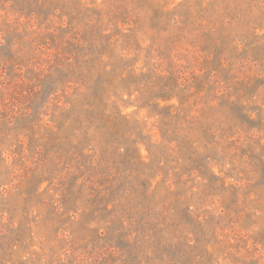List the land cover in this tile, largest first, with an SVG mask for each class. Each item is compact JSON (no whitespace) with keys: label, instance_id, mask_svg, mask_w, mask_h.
Wrapping results in <instances>:
<instances>
[{"label":"rangeland","instance_id":"1","mask_svg":"<svg viewBox=\"0 0 264 264\" xmlns=\"http://www.w3.org/2000/svg\"><path fill=\"white\" fill-rule=\"evenodd\" d=\"M0 264H264V0H0Z\"/></svg>","mask_w":264,"mask_h":264}]
</instances>
